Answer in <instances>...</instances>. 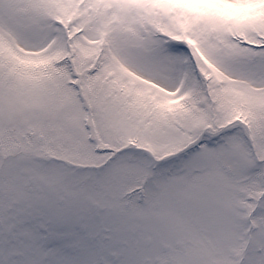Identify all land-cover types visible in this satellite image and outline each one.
<instances>
[{
    "label": "snow or ice",
    "instance_id": "6c2138e0",
    "mask_svg": "<svg viewBox=\"0 0 264 264\" xmlns=\"http://www.w3.org/2000/svg\"><path fill=\"white\" fill-rule=\"evenodd\" d=\"M0 264H264V0H0Z\"/></svg>",
    "mask_w": 264,
    "mask_h": 264
}]
</instances>
